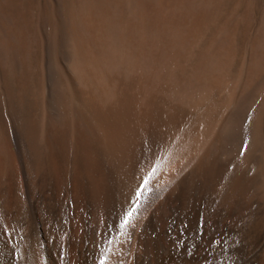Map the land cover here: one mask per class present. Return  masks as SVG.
Returning a JSON list of instances; mask_svg holds the SVG:
<instances>
[{
  "label": "bare ground",
  "instance_id": "bare-ground-1",
  "mask_svg": "<svg viewBox=\"0 0 264 264\" xmlns=\"http://www.w3.org/2000/svg\"><path fill=\"white\" fill-rule=\"evenodd\" d=\"M102 253L264 264V0H0V264Z\"/></svg>",
  "mask_w": 264,
  "mask_h": 264
},
{
  "label": "snow or ice",
  "instance_id": "snow-or-ice-1",
  "mask_svg": "<svg viewBox=\"0 0 264 264\" xmlns=\"http://www.w3.org/2000/svg\"><path fill=\"white\" fill-rule=\"evenodd\" d=\"M147 182V181H145ZM142 187V186H141ZM141 195V192L140 191H137L136 193V198H138L139 196ZM132 216V211L130 210L124 218H122V221H121V226L122 227H126L128 226L129 224V220H130V217ZM109 252L111 251V249L108 250ZM108 260H109V257L107 254H103L101 255L100 259H99V262L98 264H108Z\"/></svg>",
  "mask_w": 264,
  "mask_h": 264
}]
</instances>
